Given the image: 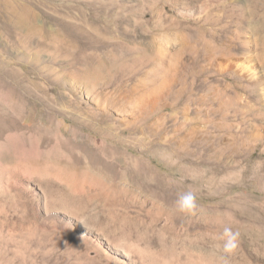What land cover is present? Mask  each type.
Segmentation results:
<instances>
[{"label": "rangeland", "instance_id": "obj_1", "mask_svg": "<svg viewBox=\"0 0 264 264\" xmlns=\"http://www.w3.org/2000/svg\"><path fill=\"white\" fill-rule=\"evenodd\" d=\"M247 57L264 0H0V264H220L225 226L264 264V76L217 68Z\"/></svg>", "mask_w": 264, "mask_h": 264}, {"label": "clouds", "instance_id": "obj_2", "mask_svg": "<svg viewBox=\"0 0 264 264\" xmlns=\"http://www.w3.org/2000/svg\"><path fill=\"white\" fill-rule=\"evenodd\" d=\"M175 209L183 214L196 215L200 205L194 192L186 191L179 194L174 202ZM223 215L231 219L232 214L225 212ZM239 232L233 231L231 227L225 226L222 234L218 237L220 243L216 245L221 251L220 264H230V258L238 247Z\"/></svg>", "mask_w": 264, "mask_h": 264}, {"label": "bare ground", "instance_id": "obj_3", "mask_svg": "<svg viewBox=\"0 0 264 264\" xmlns=\"http://www.w3.org/2000/svg\"><path fill=\"white\" fill-rule=\"evenodd\" d=\"M228 65H233L234 68L236 69V71L239 73V75L240 76L242 75L245 79H247L252 84H255V85H261L262 84L261 81H262V77L264 76L262 73V68L260 66H258V64L255 62L253 57H247L245 59L244 63L234 62V64H231V63L220 64L219 66L217 65V68H225ZM198 79H199V77H197L193 73H190L187 77H185L183 82L184 83L190 82L191 84L194 85V84H197ZM124 81H125V79H124ZM124 85H126V87L129 86V84H127V83L120 84V86H124ZM136 89H138L137 86H136ZM181 98H182L181 102H185V103L188 102L189 103V101H191V96L188 94V92H185V91H183V95L181 96ZM99 102H100V100H98V105L101 106V104H100L101 102L100 103ZM102 104H104V103H102ZM99 114H97V115H99ZM103 114L104 113H101V115H103ZM105 114H107V113H105ZM101 115H99V116H101ZM106 118H107V116H106ZM106 118H104V119H106ZM96 119H99V118L96 117ZM101 120L102 119H100V121Z\"/></svg>", "mask_w": 264, "mask_h": 264}]
</instances>
